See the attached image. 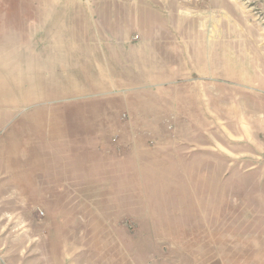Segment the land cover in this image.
Instances as JSON below:
<instances>
[{
    "label": "rangeland",
    "instance_id": "rangeland-1",
    "mask_svg": "<svg viewBox=\"0 0 264 264\" xmlns=\"http://www.w3.org/2000/svg\"><path fill=\"white\" fill-rule=\"evenodd\" d=\"M0 264H264V0H0Z\"/></svg>",
    "mask_w": 264,
    "mask_h": 264
},
{
    "label": "crops",
    "instance_id": "crops-1",
    "mask_svg": "<svg viewBox=\"0 0 264 264\" xmlns=\"http://www.w3.org/2000/svg\"><path fill=\"white\" fill-rule=\"evenodd\" d=\"M174 103H173V110L175 111V117H185V116H189L192 117L193 115H195L194 111L199 109V107H202V104L199 103V101L197 100V96L196 94H192L190 92L189 95H180V93L176 92L178 86H176L178 84V82L174 81ZM168 84L170 85V83H165V85ZM166 93L160 94L158 97V114L161 115V117L164 118V114L165 111L167 110V107L170 106L169 103V96H166ZM138 99H134V95L129 96L126 98V106L128 107L129 110H136L138 109L136 106V101ZM144 102H142L143 104ZM205 105H207V103L205 102ZM205 107V106H204ZM206 109V107H205ZM92 116V112L90 110H81L79 111L75 117H78V120H80L81 118H88ZM90 120H85V123L83 125H79L78 129L81 128V131H83L84 133H89L92 131V126L93 125H89ZM97 131V130H96ZM130 149V157L133 158V146L130 145V147H127ZM92 151H87L86 152V156H88L89 158H84L85 154H83L80 151H76V152H71L70 148L68 147H63L62 148V152H61V158L62 160L60 162H56L51 164V168H48V173L50 172H57V169H55V165L56 166H60L61 167V173H62V178L63 180H65L66 184V188L69 187V183L72 180H82V179H95V177L93 176L98 168L97 165L98 163L96 162L95 157H97V159H102V163L108 167L111 166V161L115 162L116 156H118V148L115 145H111V143L108 140H105L103 143H95L92 145L91 147ZM75 166H77V169H74ZM79 168H85V169H89L84 171L85 173H81L82 170H79ZM87 172H89L90 174L87 175V177L83 174H86ZM77 173H81L80 176H74L71 177V175L77 174ZM132 179V177H131ZM77 180V181H78ZM62 185H64V183H61Z\"/></svg>",
    "mask_w": 264,
    "mask_h": 264
}]
</instances>
